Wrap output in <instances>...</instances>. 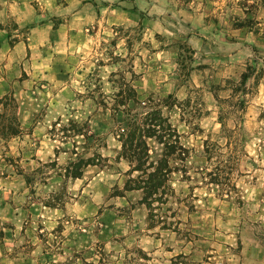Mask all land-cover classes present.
<instances>
[{"label":"rangeland","instance_id":"374dc122","mask_svg":"<svg viewBox=\"0 0 264 264\" xmlns=\"http://www.w3.org/2000/svg\"><path fill=\"white\" fill-rule=\"evenodd\" d=\"M263 1H35L38 24L82 15L58 84L35 78L34 93L18 97L36 111L21 114L12 94L0 100L1 135L30 121L24 157L6 161L30 201L57 209L21 245L33 264H264ZM128 11L137 13L133 22L123 19ZM3 27L10 45L27 38L13 18ZM128 109L182 123L175 128L188 151L172 157L176 174L150 208L141 191H125L138 175L119 158ZM147 143L156 160L162 146ZM8 150L0 141L1 154Z\"/></svg>","mask_w":264,"mask_h":264},{"label":"crops","instance_id":"0c3cea01","mask_svg":"<svg viewBox=\"0 0 264 264\" xmlns=\"http://www.w3.org/2000/svg\"><path fill=\"white\" fill-rule=\"evenodd\" d=\"M35 1L37 0H0V100L12 94L16 98L15 103L21 114L27 113L28 116L36 111V107L30 108L32 105L24 104L18 100V97L21 94L34 93L32 85L36 83L35 78L48 80L55 86L58 84L62 75L59 62L64 61L72 53L71 49L75 46L77 42L75 37L77 38L78 35L76 22L82 15V9L75 10L57 27H53L51 21L38 24L41 16L35 8ZM70 8L71 5L59 12L56 11V16L65 14L64 11ZM124 15L125 21L133 22L137 13L128 11L124 12ZM9 18H13L18 30H28L25 40L9 44L10 37L8 38V33L3 27ZM198 41L203 43L202 39ZM28 116L18 120L19 133L7 137L0 134V141L7 142L9 147L3 155L0 152V264H33L32 254L24 255L21 245L25 238H32L35 225L37 231H41L38 225L45 222L43 219L48 218L47 213L57 211L55 208L30 201L28 197L30 191L25 181L13 172L10 161L5 159L24 157L23 154L27 151V139L30 137L28 133L23 132L30 125ZM172 119L173 116L170 120ZM180 125L182 123L176 118L175 124L173 123L174 128L180 131ZM39 133V131L35 132V129L31 132L32 135H40ZM182 138L179 134V142L184 147ZM118 148L120 149V146ZM38 153L43 154L41 150L37 151V155ZM129 169L128 165L127 171ZM139 192L140 190L129 191V193Z\"/></svg>","mask_w":264,"mask_h":264},{"label":"trees","instance_id":"16d2710c","mask_svg":"<svg viewBox=\"0 0 264 264\" xmlns=\"http://www.w3.org/2000/svg\"><path fill=\"white\" fill-rule=\"evenodd\" d=\"M264 5V1H263ZM247 75H242L245 81ZM120 95V92L117 96ZM170 99V96L169 98ZM128 100L138 104L136 92L133 87L128 88ZM123 106L124 104H119ZM167 106V105H166ZM120 109H114L118 112ZM126 113L128 118L124 119V126L120 127L119 135L120 153L119 158L129 164L131 174L138 173L135 179H130L125 185V191L140 190L143 194L141 202L150 208L155 202L159 203L166 196L165 190L168 187L170 175L175 171L170 162L172 157L178 158L187 153L179 142V134L170 124L167 117H163L160 110H152L142 114ZM155 138V141L162 146V152L156 160H150L147 138ZM208 144L205 143V153L208 154ZM93 161L80 160L73 165V170L68 173L70 178H80L82 169L92 165Z\"/></svg>","mask_w":264,"mask_h":264}]
</instances>
